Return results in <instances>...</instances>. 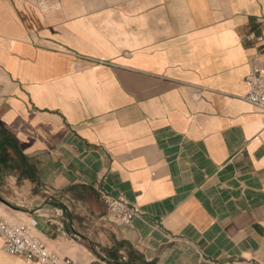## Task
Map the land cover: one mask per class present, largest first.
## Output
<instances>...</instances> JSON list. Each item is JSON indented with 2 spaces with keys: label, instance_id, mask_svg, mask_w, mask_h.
<instances>
[{
  "label": "crops",
  "instance_id": "crops-1",
  "mask_svg": "<svg viewBox=\"0 0 264 264\" xmlns=\"http://www.w3.org/2000/svg\"><path fill=\"white\" fill-rule=\"evenodd\" d=\"M254 65L264 0H0V218L78 264H264Z\"/></svg>",
  "mask_w": 264,
  "mask_h": 264
},
{
  "label": "built area",
  "instance_id": "built-area-1",
  "mask_svg": "<svg viewBox=\"0 0 264 264\" xmlns=\"http://www.w3.org/2000/svg\"><path fill=\"white\" fill-rule=\"evenodd\" d=\"M248 93L246 101L258 109L264 119V70L254 65L246 77ZM111 221L121 226H130L139 214L138 209L128 205L122 198L101 196ZM31 227L33 225H30ZM0 238L5 253L20 256L27 262L38 264H78L74 260L51 251L41 240L33 236L28 225H21L0 218Z\"/></svg>",
  "mask_w": 264,
  "mask_h": 264
},
{
  "label": "rangeland",
  "instance_id": "rangeland-1",
  "mask_svg": "<svg viewBox=\"0 0 264 264\" xmlns=\"http://www.w3.org/2000/svg\"><path fill=\"white\" fill-rule=\"evenodd\" d=\"M12 206H14L15 208H17V209H14V210H16V211H20L21 212V210H23L24 208H22V205H20V204H18L19 205V207H16V205L13 203V204H11ZM8 220V219H7ZM9 221H11V220H9ZM12 222H15V223H18V222H22V221H18V222H16V221H12ZM18 224H21V225H27V224H24V222H22V223H18ZM33 236H35L36 238H38L39 239V236L38 235H36V234H33ZM48 247V246H47ZM52 251V250H51Z\"/></svg>",
  "mask_w": 264,
  "mask_h": 264
},
{
  "label": "bare ground",
  "instance_id": "bare-ground-1",
  "mask_svg": "<svg viewBox=\"0 0 264 264\" xmlns=\"http://www.w3.org/2000/svg\"><path fill=\"white\" fill-rule=\"evenodd\" d=\"M10 219L8 218V221H9ZM11 221H14V220H11ZM18 223H20V222H18ZM29 229H30V226H29ZM30 232H31V230H30ZM31 234L33 235V233L31 232ZM48 249L50 250V248L48 247Z\"/></svg>",
  "mask_w": 264,
  "mask_h": 264
},
{
  "label": "water",
  "instance_id": "water-1",
  "mask_svg": "<svg viewBox=\"0 0 264 264\" xmlns=\"http://www.w3.org/2000/svg\"><path fill=\"white\" fill-rule=\"evenodd\" d=\"M31 224H32L33 226H36V223H35L34 221H32ZM37 228H39V227H37Z\"/></svg>",
  "mask_w": 264,
  "mask_h": 264
}]
</instances>
